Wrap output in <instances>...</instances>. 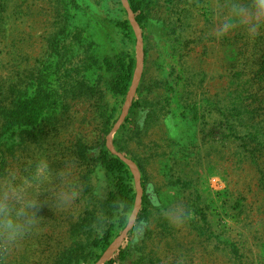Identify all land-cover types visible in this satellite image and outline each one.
<instances>
[{
    "label": "rangeland",
    "instance_id": "374dc122",
    "mask_svg": "<svg viewBox=\"0 0 264 264\" xmlns=\"http://www.w3.org/2000/svg\"><path fill=\"white\" fill-rule=\"evenodd\" d=\"M138 1L142 27L127 0H0V264H264V0ZM45 86L38 125L1 127ZM100 151L131 176L124 228Z\"/></svg>",
    "mask_w": 264,
    "mask_h": 264
},
{
    "label": "trees",
    "instance_id": "16d2710c",
    "mask_svg": "<svg viewBox=\"0 0 264 264\" xmlns=\"http://www.w3.org/2000/svg\"><path fill=\"white\" fill-rule=\"evenodd\" d=\"M135 21L142 27L144 15L141 9V3L138 0H127ZM119 27L126 28V24H118ZM101 65L108 76L107 90L113 97L126 96L134 68L135 60L129 54L117 53L107 55L101 60ZM46 86L40 91L34 92L33 96L26 101L19 103L16 107L8 112H4L2 116V128L19 129L34 128L38 125L37 121L41 118L51 101V96L46 91ZM136 106L133 102L132 107ZM51 107V105H50ZM49 107V108H50ZM49 110V109H48ZM99 163L105 172V176H110V185L106 194L105 204L107 211L116 212L117 224L121 228L126 226L128 217L134 207L135 193L131 186V176L126 165L118 158L110 156L106 151H100ZM141 170V168H140ZM142 171V170H141ZM142 188L143 185L141 184ZM146 197L142 198V208L138 214L136 224L144 220L146 216V207H144ZM112 225L103 233L101 239L93 241L92 246L99 248L102 252L110 245L112 237ZM134 230V229H133ZM133 231H131L132 233ZM238 251V250H237ZM127 258V253L120 250L117 256L118 264H123ZM109 264L114 262L110 260Z\"/></svg>",
    "mask_w": 264,
    "mask_h": 264
},
{
    "label": "clouds",
    "instance_id": "9594fccd",
    "mask_svg": "<svg viewBox=\"0 0 264 264\" xmlns=\"http://www.w3.org/2000/svg\"><path fill=\"white\" fill-rule=\"evenodd\" d=\"M5 227H7L10 231H14L15 229V225L11 222V220L5 222Z\"/></svg>",
    "mask_w": 264,
    "mask_h": 264
},
{
    "label": "water",
    "instance_id": "95a60500",
    "mask_svg": "<svg viewBox=\"0 0 264 264\" xmlns=\"http://www.w3.org/2000/svg\"><path fill=\"white\" fill-rule=\"evenodd\" d=\"M133 23H134V25L136 26L137 24H136V22L133 20ZM136 54H139L140 55V57H141V51L140 50H137V53Z\"/></svg>",
    "mask_w": 264,
    "mask_h": 264
},
{
    "label": "bare ground",
    "instance_id": "6f19581e",
    "mask_svg": "<svg viewBox=\"0 0 264 264\" xmlns=\"http://www.w3.org/2000/svg\"><path fill=\"white\" fill-rule=\"evenodd\" d=\"M134 91V89L132 88L130 91H129V94H132Z\"/></svg>",
    "mask_w": 264,
    "mask_h": 264
}]
</instances>
